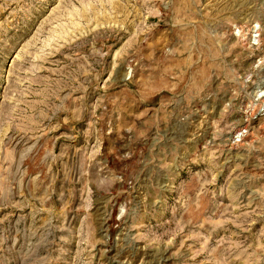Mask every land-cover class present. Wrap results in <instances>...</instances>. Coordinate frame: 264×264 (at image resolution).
<instances>
[{
  "label": "rangeland",
  "instance_id": "1",
  "mask_svg": "<svg viewBox=\"0 0 264 264\" xmlns=\"http://www.w3.org/2000/svg\"><path fill=\"white\" fill-rule=\"evenodd\" d=\"M263 91L264 0H0V264H264Z\"/></svg>",
  "mask_w": 264,
  "mask_h": 264
},
{
  "label": "bare ground",
  "instance_id": "2",
  "mask_svg": "<svg viewBox=\"0 0 264 264\" xmlns=\"http://www.w3.org/2000/svg\"><path fill=\"white\" fill-rule=\"evenodd\" d=\"M264 92V91H263ZM263 94V93H262Z\"/></svg>",
  "mask_w": 264,
  "mask_h": 264
}]
</instances>
